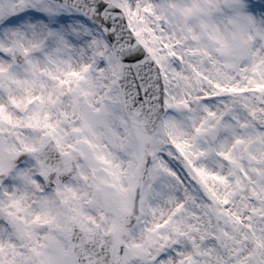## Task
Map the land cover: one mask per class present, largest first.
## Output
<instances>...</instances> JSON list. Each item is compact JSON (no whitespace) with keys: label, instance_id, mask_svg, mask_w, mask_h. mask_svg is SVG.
<instances>
[{"label":"snow or ice","instance_id":"6c2138e0","mask_svg":"<svg viewBox=\"0 0 264 264\" xmlns=\"http://www.w3.org/2000/svg\"><path fill=\"white\" fill-rule=\"evenodd\" d=\"M0 264H264V0H0Z\"/></svg>","mask_w":264,"mask_h":264}]
</instances>
